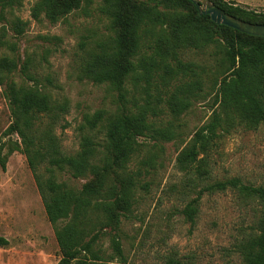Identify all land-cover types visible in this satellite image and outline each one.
Listing matches in <instances>:
<instances>
[{
  "label": "trees",
  "instance_id": "obj_1",
  "mask_svg": "<svg viewBox=\"0 0 264 264\" xmlns=\"http://www.w3.org/2000/svg\"><path fill=\"white\" fill-rule=\"evenodd\" d=\"M210 1L235 18L264 25V13L246 10L226 0ZM21 2L0 0V20L5 10L20 7ZM92 3L91 0H37L30 14L33 19L42 16L54 23ZM94 4L97 15L106 22L108 33L104 40L95 42V49L85 52L78 74L92 83L114 87L119 104L113 113L101 109L91 116H83L79 130L102 131V145L83 135L78 151L73 155L64 154L53 128L56 124L61 128L67 125L63 116L68 112V101L51 100L35 85L16 84L12 80L6 81L3 89L12 117L5 134H15L20 140L11 151L25 156L60 250L57 264H94L98 252L93 247L103 236L108 237L111 255L123 260L119 230L122 219H129L131 215L136 177L126 166L138 151V139L152 130V118L163 112L147 98L143 104L128 107L125 104L128 81L131 80L134 87H142L138 82L144 81L146 97L150 96L148 87L151 85L159 90L158 86L166 88L178 82L176 89L183 92L198 88L200 75L178 56L189 49L216 51L208 54L207 64L222 69L220 78H211L208 70L205 83L210 89L215 88L217 110L196 131L191 147L177 159V168L190 176L191 184L207 179V165L197 156L205 154L215 144L220 137L219 130L238 124L247 128L264 125V36H250L217 26L209 16L199 15L188 0H98ZM24 26L18 18L11 24L16 36L23 34ZM215 34L221 36L220 45H215ZM1 44L15 53V43L3 40ZM84 46V42L80 44L82 49ZM29 66V59L19 65L13 56L0 57V83L16 71L32 82L34 75ZM189 74L192 78L183 81ZM154 79L160 80V85L153 83ZM46 81L51 83L49 78ZM187 104L172 95L165 108L179 114ZM1 164L4 168V163ZM56 172H66L73 179L88 177L89 180L77 191L56 181ZM226 190L255 200L261 206L254 232L240 240L235 249L241 264H264V186L245 185L236 177L207 182L185 205L182 215L192 221L203 192ZM60 222L63 224L58 226ZM4 244L6 241L0 238V245ZM166 264L180 263L167 261Z\"/></svg>",
  "mask_w": 264,
  "mask_h": 264
},
{
  "label": "rangeland",
  "instance_id": "obj_2",
  "mask_svg": "<svg viewBox=\"0 0 264 264\" xmlns=\"http://www.w3.org/2000/svg\"><path fill=\"white\" fill-rule=\"evenodd\" d=\"M36 1L22 0L20 7L5 10L0 20V57L13 56L19 65L29 59V71L34 75L30 82L16 71L0 83V238L6 241L0 245V264H57L61 257L25 156L11 151L20 140L15 134H5L12 120L8 100L3 95L5 82L35 85L51 100L68 101V112L63 116L67 125L61 128L56 124L53 128L61 151L68 155L78 151L83 135L102 145V131L79 130L82 118L101 109L113 113L119 104L114 87L92 83L78 74L85 52L95 49V42L104 40L108 33L106 22L95 11L94 2L98 0H91L92 4L83 5L54 23L42 16L38 20L31 17L30 9ZM226 1L264 13V0ZM16 18L25 23L20 36L11 27ZM215 38V45H220L221 36L215 34ZM3 40L16 44L15 53L6 50L1 44ZM214 52L213 48L189 49L178 56L200 75L198 88L183 92L176 89L178 82L166 88L158 86L159 90L151 85L150 96L146 97L144 81L138 82L143 88L134 87L131 80L126 83L128 107L143 104L147 98L163 112L152 118V130L138 139V151L126 166L136 177L131 215L129 219H122L119 230L123 260L111 255L108 237L103 236L93 247L98 252L94 264H166L167 261L241 264L235 245L254 232L261 211L255 200L242 198L230 190L203 192L194 219L189 221L182 215L185 205L207 182L236 177L245 185L264 186L262 123L254 128L238 124L218 131L220 137L215 144L197 156L207 165L206 180L191 184L190 176L177 168L178 157L191 147L196 131L217 110L215 88L210 89L205 83L208 70L211 78H220L222 69L207 64L208 54ZM191 78L189 74L182 80ZM152 82L160 85L158 79ZM172 95L188 103L179 114L165 108ZM55 179L77 191L89 180L88 177L73 179L66 172H56Z\"/></svg>",
  "mask_w": 264,
  "mask_h": 264
},
{
  "label": "water",
  "instance_id": "obj_3",
  "mask_svg": "<svg viewBox=\"0 0 264 264\" xmlns=\"http://www.w3.org/2000/svg\"><path fill=\"white\" fill-rule=\"evenodd\" d=\"M195 6L199 15H207L209 19L218 25L234 29L250 36L263 37L264 25L252 24L235 18L214 5L210 0H188Z\"/></svg>",
  "mask_w": 264,
  "mask_h": 264
},
{
  "label": "crops",
  "instance_id": "obj_4",
  "mask_svg": "<svg viewBox=\"0 0 264 264\" xmlns=\"http://www.w3.org/2000/svg\"><path fill=\"white\" fill-rule=\"evenodd\" d=\"M236 2H238V3H241V1L240 0H235Z\"/></svg>",
  "mask_w": 264,
  "mask_h": 264
}]
</instances>
